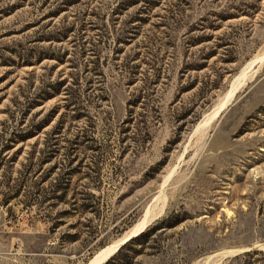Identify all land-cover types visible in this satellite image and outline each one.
Wrapping results in <instances>:
<instances>
[{
  "label": "rangeland",
  "instance_id": "rangeland-1",
  "mask_svg": "<svg viewBox=\"0 0 264 264\" xmlns=\"http://www.w3.org/2000/svg\"><path fill=\"white\" fill-rule=\"evenodd\" d=\"M262 53L264 0H0V264H87L161 193L103 264H264V65L193 136Z\"/></svg>",
  "mask_w": 264,
  "mask_h": 264
},
{
  "label": "bare ground",
  "instance_id": "bare-ground-1",
  "mask_svg": "<svg viewBox=\"0 0 264 264\" xmlns=\"http://www.w3.org/2000/svg\"><path fill=\"white\" fill-rule=\"evenodd\" d=\"M263 65H264V53L255 57L249 64H247L246 67H244L241 70V72L236 77H234L227 92L217 101V103L213 106V108L208 113H206L203 116V118L197 123L193 132V136L195 135L200 136L199 141L202 142V146L204 145L203 141L205 142V140H207L208 137L210 136L212 130L215 129L214 123L217 121V119L229 106H231L234 103L239 93L256 79ZM174 172L175 170H173L169 174V176L166 177L163 183L162 190L164 189L165 185L170 180ZM161 194L160 197L157 198V201H161L162 203L161 208L157 209L159 210V212L163 211L166 202L165 197L163 195L161 196ZM155 211L154 210L151 211V209H149L146 212L144 218L132 229V231L126 237L116 242L115 244L99 251L87 264H103L113 255H115L121 246H123L129 240H131L132 238L136 237L138 234L143 232L147 224L157 217L156 215L157 213L159 214V212L156 213ZM258 247L264 250V245H258L257 248ZM233 254H235L234 251L224 253L218 258L215 257L216 259L206 258L207 259L206 264L220 263L222 259L231 256ZM208 261H210V263Z\"/></svg>",
  "mask_w": 264,
  "mask_h": 264
},
{
  "label": "trees",
  "instance_id": "trees-1",
  "mask_svg": "<svg viewBox=\"0 0 264 264\" xmlns=\"http://www.w3.org/2000/svg\"><path fill=\"white\" fill-rule=\"evenodd\" d=\"M20 139H24L25 140V139H27V137L26 136H21ZM7 147H8V145L3 146L1 152H4V150L8 149ZM0 154H2V153H0ZM65 187L66 186H62V184L60 183V181H57L56 183H54L53 185H51L49 187V190L48 191L47 190L44 191V195H43L42 201L39 200L40 202H38L39 206L41 207V205L43 206L44 204H46V202H49L51 199H54L53 196L56 193L65 190L66 189ZM37 193L38 194L41 193V190H38ZM3 205L4 206L7 205L6 201L3 203ZM55 226L56 227H54V228H58L57 225H55ZM151 230L152 229H149L147 233L144 232V233L140 234V236H137L135 238H132L127 243L135 244V242L138 240L139 237H141L143 235L146 236L147 234H149L151 232ZM125 245H127V244H125ZM123 249H124V247L119 248V250L117 251V253L115 254V256L113 258L117 257L122 252ZM247 255L248 256H255V255H262V254L261 253L254 252L253 254H247ZM113 258H112V260H114ZM109 263L110 262H108L107 264H109Z\"/></svg>",
  "mask_w": 264,
  "mask_h": 264
}]
</instances>
